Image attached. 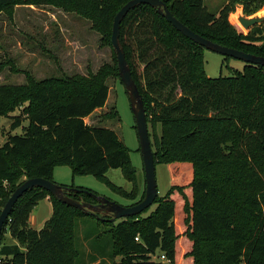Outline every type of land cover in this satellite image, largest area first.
<instances>
[{"label":"trees","instance_id":"16d2710c","mask_svg":"<svg viewBox=\"0 0 264 264\" xmlns=\"http://www.w3.org/2000/svg\"><path fill=\"white\" fill-rule=\"evenodd\" d=\"M128 1L0 0V12L11 15L13 7L22 3L72 8L92 20L112 46L114 16ZM164 1L199 34L264 56V21L244 33L229 19L237 3L252 13L264 6V0H227L216 11L205 0ZM120 39L153 130L155 164H167L172 175L167 194L157 196V208L147 216L141 213L111 221L70 206L46 189L31 188L17 200L0 234L1 239L10 223L12 237L18 241L1 245L0 264H81L76 259L78 217L97 222L93 244L100 251L109 249L112 264H163L151 258L157 249L170 264H192L188 250L195 255V264L198 254L201 264H264V66L245 63L232 75L208 76L202 54L205 48L149 4L128 12L121 23ZM111 73L119 76L116 54L113 67L107 65L94 75L30 77L27 84H0V115L22 106L13 114L6 140L0 145L4 205L20 176L53 180L55 167L61 165L71 166L73 175L96 177L120 168L126 179L135 181L129 149L117 132L85 121L107 104L110 88L104 79ZM18 128L21 132L13 133ZM240 178L251 188L243 201L248 227L239 221L238 200L223 192ZM107 184L113 185L108 178ZM187 184L192 190L189 204L183 194ZM121 195L135 199L126 191ZM72 196L96 202L87 193ZM47 197L52 215L42 228H33L30 214ZM182 208L187 214L184 220L179 212ZM100 225L105 228L96 233L95 227ZM186 236L192 238L191 249ZM198 236L210 242L208 248L199 247ZM117 255L121 256L118 261Z\"/></svg>","mask_w":264,"mask_h":264},{"label":"rangeland","instance_id":"374dc122","mask_svg":"<svg viewBox=\"0 0 264 264\" xmlns=\"http://www.w3.org/2000/svg\"><path fill=\"white\" fill-rule=\"evenodd\" d=\"M205 1L210 10L216 11L227 0ZM241 15L264 16V6L256 12L247 13L243 4L237 3L234 10L230 12V21L240 31L248 33L252 27L249 29L242 27L239 21ZM202 54L206 73L210 77L232 75L234 69L240 70L245 65V62L240 59L226 57L209 49H204ZM107 65H111V67L115 65V53L112 46L105 42L103 34L93 26L92 20L72 8L61 5L22 3L13 7L11 15L0 12V84H27L30 77L41 80L73 75L90 76L98 73ZM104 81L110 88L107 104L86 117L85 121L91 125L112 128L117 132L129 149L132 166L135 168L133 175L135 181L126 179L120 168L110 169L106 175L96 177L89 174L73 175V169L69 165L55 167L52 179L65 186L83 187L122 205H131L142 199L145 194L144 164L136 121L120 77L111 73L106 75ZM18 108H22V106H18ZM18 108L9 114L0 115V145L6 140V133L9 132L13 121L12 116L18 114ZM25 123L27 124V122ZM149 129L152 133L150 124ZM18 132H21V129L13 131V133ZM156 177L158 196L163 197L167 194L172 183V175L167 164L158 163L156 165ZM107 178L113 183V187L107 184ZM25 179V175L20 176L15 183L16 186ZM5 185L6 188H10V184L5 183ZM250 189L244 182V178H240L236 183H231L228 189L226 187L223 189V192H228L236 202L238 200V218L246 227L249 225L246 218L247 205L243 204V201ZM122 191L128 192L135 199L123 197ZM183 194L186 197L184 202L189 204L192 190L188 184L183 189ZM3 205L0 198L1 209ZM156 208L157 203H154L142 213V216L149 215ZM52 212L53 207L50 201L44 199L39 201L30 214L29 225L36 229L42 228L45 221L51 217ZM179 212L184 220L187 215L185 210L182 208ZM96 223L92 219L77 218L75 242L79 255L76 259L81 260V264H112L113 258L108 253L109 249L105 248V251H100L93 244V226ZM100 226L95 227L96 233L102 230L103 225ZM184 226L186 228V224ZM89 234L90 236H88ZM197 241L200 248H208L210 245V242L201 236L197 237ZM17 242V239L12 237L11 224L9 223L1 236L0 247L2 244ZM185 243L188 248L193 247L190 236H186ZM189 252L190 250H188L187 258L192 264H195L196 257ZM197 256L198 264H201L202 255L198 254ZM114 258L118 261L121 256L117 255ZM151 258L163 264H170L161 249H157Z\"/></svg>","mask_w":264,"mask_h":264},{"label":"water","instance_id":"95a60500","mask_svg":"<svg viewBox=\"0 0 264 264\" xmlns=\"http://www.w3.org/2000/svg\"><path fill=\"white\" fill-rule=\"evenodd\" d=\"M140 4H149L155 8L157 12L164 16L178 31L194 42L203 46L205 49L220 53L226 57L240 59L245 63L260 64L264 66V56L222 45L194 31L170 11L167 3L164 0H129L114 16L111 43L117 58L119 76L125 86L130 100L131 109L136 121V130L143 158L144 177L146 184L145 195L143 199L132 205H122L114 200H110L84 188L65 186L57 183L54 180L43 177L27 178L16 187L1 210L0 234L2 233L5 223L9 218V215L17 200L27 190L34 187L46 189L53 196L70 206L93 214L101 219L108 217V219L111 221L141 214L154 204L157 196L159 195V190L156 177L154 151L151 144L146 109L139 87L132 76L131 67L126 58L125 49L120 39V28L123 19L131 9ZM239 21L242 27L249 29L259 23H262L264 21V16L255 15L252 17H247L241 15L239 16ZM77 193H87L92 198H94L96 202H90L82 199L81 197L75 198L72 196V194Z\"/></svg>","mask_w":264,"mask_h":264},{"label":"crops","instance_id":"0c3cea01","mask_svg":"<svg viewBox=\"0 0 264 264\" xmlns=\"http://www.w3.org/2000/svg\"><path fill=\"white\" fill-rule=\"evenodd\" d=\"M44 200H48V201H50V202H51V200H50V198H49V197L45 198ZM51 204H52V202H51Z\"/></svg>","mask_w":264,"mask_h":264},{"label":"built area","instance_id":"2783aa9c","mask_svg":"<svg viewBox=\"0 0 264 264\" xmlns=\"http://www.w3.org/2000/svg\"><path fill=\"white\" fill-rule=\"evenodd\" d=\"M137 240H139V237H136Z\"/></svg>","mask_w":264,"mask_h":264}]
</instances>
